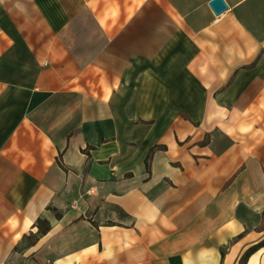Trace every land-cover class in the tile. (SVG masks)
Instances as JSON below:
<instances>
[{"label": "crops", "instance_id": "1", "mask_svg": "<svg viewBox=\"0 0 264 264\" xmlns=\"http://www.w3.org/2000/svg\"><path fill=\"white\" fill-rule=\"evenodd\" d=\"M225 1L0 0V264H239L264 238V0Z\"/></svg>", "mask_w": 264, "mask_h": 264}, {"label": "trees", "instance_id": "2", "mask_svg": "<svg viewBox=\"0 0 264 264\" xmlns=\"http://www.w3.org/2000/svg\"><path fill=\"white\" fill-rule=\"evenodd\" d=\"M154 150V147L151 149L149 154L147 155L146 161H147V169L150 171V162L149 158L151 156V152ZM53 209L57 216H61V212L55 208V207H49ZM35 226L38 227V229L34 232H30L29 234H25L23 236V239L21 240V244L24 243L26 246L34 245L42 236L43 234L47 233L48 230L51 228L50 221L45 217H39L37 219V222L35 223ZM20 245V243H19ZM264 246V238L260 240L259 242L251 245L246 249V251L242 254L239 264H246L249 257L255 252V250L259 249L260 247ZM18 247V246H17Z\"/></svg>", "mask_w": 264, "mask_h": 264}, {"label": "water", "instance_id": "3", "mask_svg": "<svg viewBox=\"0 0 264 264\" xmlns=\"http://www.w3.org/2000/svg\"><path fill=\"white\" fill-rule=\"evenodd\" d=\"M210 5L216 14H220L227 8L225 0H210Z\"/></svg>", "mask_w": 264, "mask_h": 264}]
</instances>
